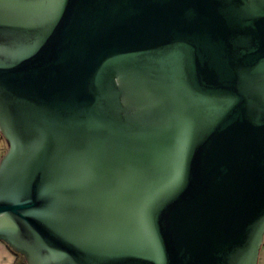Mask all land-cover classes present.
<instances>
[{"label": "water", "instance_id": "obj_1", "mask_svg": "<svg viewBox=\"0 0 264 264\" xmlns=\"http://www.w3.org/2000/svg\"><path fill=\"white\" fill-rule=\"evenodd\" d=\"M0 132L26 264H258L264 0H0Z\"/></svg>", "mask_w": 264, "mask_h": 264}, {"label": "crops", "instance_id": "obj_2", "mask_svg": "<svg viewBox=\"0 0 264 264\" xmlns=\"http://www.w3.org/2000/svg\"><path fill=\"white\" fill-rule=\"evenodd\" d=\"M0 264H19L16 255L11 249L0 241ZM258 264H264V240L261 246Z\"/></svg>", "mask_w": 264, "mask_h": 264}, {"label": "flooded vegetation", "instance_id": "obj_3", "mask_svg": "<svg viewBox=\"0 0 264 264\" xmlns=\"http://www.w3.org/2000/svg\"><path fill=\"white\" fill-rule=\"evenodd\" d=\"M7 148H8L7 142H6L5 138L3 137V135L0 132V151L6 149V151H5V153H6L7 152Z\"/></svg>", "mask_w": 264, "mask_h": 264}, {"label": "rangeland", "instance_id": "obj_4", "mask_svg": "<svg viewBox=\"0 0 264 264\" xmlns=\"http://www.w3.org/2000/svg\"><path fill=\"white\" fill-rule=\"evenodd\" d=\"M7 150H8V148H7ZM5 151H6V149L0 151V160H1L2 157L5 155ZM17 259H18V263H20V264H24V260H23L22 257L17 258Z\"/></svg>", "mask_w": 264, "mask_h": 264}, {"label": "trees", "instance_id": "obj_5", "mask_svg": "<svg viewBox=\"0 0 264 264\" xmlns=\"http://www.w3.org/2000/svg\"><path fill=\"white\" fill-rule=\"evenodd\" d=\"M15 254V253H14ZM16 255V257L17 258H20V257H22V256H20V255H17V254H15ZM23 258V257H22ZM23 260H24V258H23ZM20 264V263H19ZM24 264H26V262H25V260H24Z\"/></svg>", "mask_w": 264, "mask_h": 264}]
</instances>
